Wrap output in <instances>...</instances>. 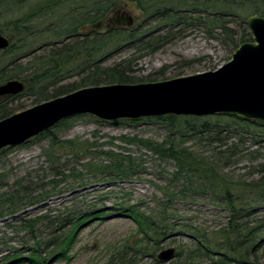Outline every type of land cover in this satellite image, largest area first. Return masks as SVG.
Returning a JSON list of instances; mask_svg holds the SVG:
<instances>
[{
    "label": "trees",
    "instance_id": "1",
    "mask_svg": "<svg viewBox=\"0 0 264 264\" xmlns=\"http://www.w3.org/2000/svg\"><path fill=\"white\" fill-rule=\"evenodd\" d=\"M130 4L140 10L146 31L122 17ZM253 15L264 16V0H0V32L10 41L8 49L0 50V85L9 80L25 83L21 94L0 99V120L14 112L7 104L21 97L38 104L85 87L139 83L130 72V59L111 66L105 63L124 48L149 49L163 40L146 42L150 32L158 37L163 32L201 28L214 40H227L234 53L252 41L246 20ZM236 20L238 28L233 26ZM82 117L86 116L64 120L29 142L48 141L42 151L48 175L42 168L14 175L3 164L12 148L0 152V221L64 194L68 180L85 187L89 177L122 181L146 172L131 155L106 150L82 137L62 138ZM141 122L161 125L168 131L166 138L121 140L174 162L176 170L167 179L180 187L175 192L164 188L168 201L161 204L159 217L134 215L142 236L139 245L144 250L151 246L155 257L164 238L187 233L189 244L177 248V258L170 264H264V214L260 215L264 123L224 115H167L114 124ZM246 160L255 163L247 176L230 173ZM190 195L210 196L228 212L227 222L204 228L183 221L172 203ZM86 205L74 203L7 222L0 231V244L8 250L0 253V264H53L68 259L78 231L105 215L103 209ZM8 234L20 238L21 246L12 245L14 238ZM134 257L135 253L126 263L135 264ZM155 263H160L157 257Z\"/></svg>",
    "mask_w": 264,
    "mask_h": 264
},
{
    "label": "rangeland",
    "instance_id": "2",
    "mask_svg": "<svg viewBox=\"0 0 264 264\" xmlns=\"http://www.w3.org/2000/svg\"><path fill=\"white\" fill-rule=\"evenodd\" d=\"M123 12H127L133 17L135 28L146 31L143 26L142 14L136 5H126ZM234 22L233 26L237 25L238 28L239 21ZM240 30L238 29V31ZM148 34L150 35L146 37V42L160 40V37H163V40L160 43H154L149 49L143 47L139 50L124 48L107 60L105 64L111 66L130 59L132 62L129 68L132 76L141 80L140 82H156L215 71L227 63L233 55L227 40L224 38L214 40L201 28L180 29L170 34L163 32L158 37H154L151 32ZM46 37L48 38V36ZM7 105L8 108L14 110L13 114H15L37 104L27 97H21ZM20 105H22L21 109L17 111V107ZM89 118L93 117L86 116L78 119L71 129L61 134V137L64 139L82 137L91 142L102 144L106 150H115L124 155H131L146 172L122 181H99L89 177L85 187H80L74 181L68 180L63 185V188L67 190L64 194L0 221V231L4 229L7 222L24 216H36L47 210H57L75 203L76 205L87 204L86 207H95L98 211L103 209L105 215L86 223L78 231L77 243L70 251L68 259L53 264H129L125 259L128 262L134 253L136 255L134 257L135 264H156L155 257L161 250L169 247L183 248L188 245L189 234L185 233L183 236L172 234L163 239L162 248L155 257L151 256L154 254L151 246L149 250H144V246L139 245L142 236L139 235V225L134 220V215L138 213L159 217L162 211L161 204L168 201V197L164 194V188L168 192H175L180 184H172L167 179L168 173L176 170L174 162L160 160L142 146L126 143L121 138L136 137L161 142L166 138L168 131L159 124L148 122L125 126L100 120V123H96ZM47 145L48 141H36L12 148L3 164L7 169L14 171V175H21L41 168L44 170V174L48 175V164L42 155L43 148ZM248 147H250V143H248ZM256 148L254 146L252 149ZM260 153L264 157V147L261 148ZM254 164L247 160L243 161L237 167L232 168L230 173L247 176L255 166ZM78 168L86 175L80 166ZM190 196L172 203L176 214L183 218V221L204 228H214V226L227 222L228 212L214 204L215 201H212L210 196ZM263 214L264 209L260 215ZM8 238H14L12 245L21 246L18 243L20 238H15L14 234H8ZM6 247L0 244L1 254L7 252ZM121 251L127 252L123 254Z\"/></svg>",
    "mask_w": 264,
    "mask_h": 264
},
{
    "label": "water",
    "instance_id": "3",
    "mask_svg": "<svg viewBox=\"0 0 264 264\" xmlns=\"http://www.w3.org/2000/svg\"><path fill=\"white\" fill-rule=\"evenodd\" d=\"M129 24L133 17L127 12ZM252 41L241 44L232 58L215 71L156 82L105 84L78 89L0 120V152L29 143L62 121L91 116L103 122L136 121L163 116H218L264 123V16L247 18ZM10 41L0 32V50ZM25 83L0 85V99L21 94ZM176 248L161 250L168 264Z\"/></svg>",
    "mask_w": 264,
    "mask_h": 264
},
{
    "label": "flooded vegetation",
    "instance_id": "4",
    "mask_svg": "<svg viewBox=\"0 0 264 264\" xmlns=\"http://www.w3.org/2000/svg\"><path fill=\"white\" fill-rule=\"evenodd\" d=\"M122 17H124V16H122ZM176 258H177V249H176ZM176 258L174 259V260H176ZM158 260V259H157ZM161 263V262H160Z\"/></svg>",
    "mask_w": 264,
    "mask_h": 264
}]
</instances>
